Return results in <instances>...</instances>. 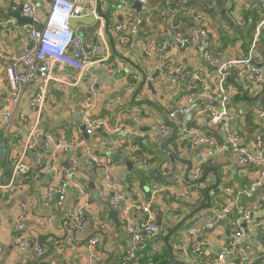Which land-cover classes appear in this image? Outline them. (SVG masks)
Masks as SVG:
<instances>
[{
    "label": "crops",
    "instance_id": "1",
    "mask_svg": "<svg viewBox=\"0 0 264 264\" xmlns=\"http://www.w3.org/2000/svg\"><path fill=\"white\" fill-rule=\"evenodd\" d=\"M32 2L39 6L40 15L44 16L51 0ZM75 2L87 15L92 16L93 11L96 13L93 25L78 24L75 32L84 38L87 45L94 46L99 42L97 31L103 20L108 62L118 66L120 72L110 74L104 68L91 67L78 75L67 67L55 69L53 77L70 84L59 91L61 96L52 93L48 97L41 124L54 136L66 140L80 139L95 155L113 159L116 165L112 171V182L124 193L122 206H151L154 220L160 227L161 240L155 244L148 243L146 251L131 264H171L168 244L173 260L181 264H208L227 249L233 234L240 227L244 236L239 250L235 256H226L223 264H264V228L259 225L264 213V183L256 195L248 197L244 194L254 183L259 168L254 163L242 164L235 158L226 148L221 126L218 125L207 133L218 144L224 145L225 150L216 149L215 157L205 168L198 170L196 150L184 131L185 118L180 115L174 119L169 117L170 113L184 105L189 94L201 92V83L212 85L215 79V69L203 58L198 44L180 46L174 42L177 36L191 37L199 29V25L188 15L189 9L193 7L205 14L212 36L211 53L221 63L248 57L252 31L260 18L257 1L209 0L204 2L208 9H213L209 13L200 4L185 7L188 3L183 0H174L169 7L165 6V0H149L150 10L145 20L142 19L141 7L139 13L135 6L140 0H129L127 5L119 0ZM10 10L11 0H0V21L13 19L7 16ZM129 17L140 19L136 34H116L114 26L124 23ZM15 22V25L0 27V183L5 186L0 190V264H127L123 262V256L131 248V237L119 224V211L110 208L112 195L105 186L102 171L79 167L80 147L71 155L53 162L49 160L50 147L41 145L25 156L29 167L27 179L13 174L14 160L27 139L26 126L18 114L32 118L33 110L28 103L39 87L38 83L25 87L16 107L12 106L13 118L3 120V100L9 92L5 68L12 66L29 46L24 25ZM164 41L171 42V47L162 60L158 48ZM144 49L151 50V56L145 55ZM104 56L105 53L101 55ZM254 63L262 65L264 70V34L255 50ZM178 67L182 70L180 79L170 82ZM134 76L137 79H133ZM148 83L152 84L155 93L148 89ZM226 89L231 97L230 111L236 115L231 129L240 144L250 150L256 137L264 132V117L258 115L264 111V87L260 92L251 91L250 84L235 79L234 82L228 80ZM79 102H91L96 109V118L112 126L129 127L132 133L128 135V143L125 144L121 135L116 133L99 132L94 137L87 136L81 126V115L76 110ZM210 104L216 105L213 101ZM154 119L165 127L164 132L155 127ZM196 126L200 127V123ZM131 147L140 162L129 158L126 148ZM168 150L173 151L175 157ZM126 163H130L131 167L128 168ZM166 167L171 171H165ZM213 170L219 176L218 187L215 186ZM195 176H198L197 181L193 179ZM202 178L206 185L204 192H190ZM186 179L191 183H186ZM75 183L86 190L89 201L83 227L79 230L73 228L69 219L71 212L81 208ZM159 184L167 189H173L178 184L185 186L192 201L180 200L171 190L154 194L153 187ZM51 186L65 187L63 204L59 205L56 198L45 201ZM226 187L238 195L237 205L228 221H217V213L229 201L224 192ZM209 188L210 207L200 210L185 223H193V226L168 236L182 219L207 204L205 191ZM200 195L204 197L203 203L197 201ZM110 212H116L118 216L114 217ZM247 212L251 213L252 223H241L242 216ZM131 219L134 225L140 227L144 217L131 211ZM206 222L216 223L217 229L192 236L187 233ZM17 223L22 227L24 239L41 247L42 256H37L32 250L22 254L18 251L13 234ZM166 237L167 241H164ZM92 238H97L98 243L89 252L87 244ZM204 241L209 245L195 256H185L175 250V245L179 243L192 248ZM243 246H247L248 251ZM243 256L245 261L240 263Z\"/></svg>",
    "mask_w": 264,
    "mask_h": 264
},
{
    "label": "built area",
    "instance_id": "2",
    "mask_svg": "<svg viewBox=\"0 0 264 264\" xmlns=\"http://www.w3.org/2000/svg\"><path fill=\"white\" fill-rule=\"evenodd\" d=\"M95 1V0H94ZM123 5H127L129 0H119ZM184 3H191L196 0H183ZM207 2L209 0H202ZM260 9V18L255 24L252 31V39L248 51V57L234 58L218 63L215 56L211 53L212 36L208 30V22L205 14L195 8L188 11V15L199 25V29L194 31L191 37L177 36L174 42L180 46H195L198 44L206 62L215 69V79L212 85L201 83V92L191 93L185 98L184 105L179 106L175 111L170 113L169 117L174 119L180 115L185 118L184 131L189 135L192 146L196 150V166L198 170L205 168L209 162L215 157L216 149L225 150L224 145L218 144L212 136L207 133L214 126H221V132L226 142V148L231 151L235 158L242 164L248 165L254 163L259 168L256 179L251 187L244 192L248 197L256 195L262 188L264 183V132L260 133L251 149H247L240 144L239 139L234 135L231 129V123L236 115L230 111V94L226 89L227 82L231 77L239 79L250 84L251 91H258L264 87V70L257 67L254 61L255 50L260 42L261 36L264 34V0H256ZM174 0H165V6L172 5ZM142 13L150 10L149 0H140ZM12 12H20L24 17L30 20L29 24L23 26L25 33L29 39V46L22 52L21 57L12 65L5 68V73L9 85V92L3 100L2 108L3 120H10L14 116L12 106L16 107L18 97L25 87L38 83L39 87L33 94L28 105L33 110L32 118H27L24 114L19 113L18 117L27 129V139L21 153L14 160V176L27 179L29 171L28 165L25 163L27 152L37 150L41 145L50 147L49 160L57 161L60 157L71 155L77 148L82 149L79 167L83 170H101L104 174L105 186L111 191L110 208L113 211H119V224L124 228L126 233L131 237L132 245L129 251L123 256V262L131 264L137 260L140 253L146 251L148 243L155 244L161 240L160 227L154 220L151 206H122L124 201V193L118 189L112 182V171L115 162L111 157H99L93 153L84 141L80 139L66 140L62 137L54 136L43 124H41V115L46 105L47 99L52 95L53 91H62L65 85H69V81L56 79L53 77L55 69L62 70L64 67L70 68L78 75L89 71L91 67L104 68L108 73H119L120 68L115 64L108 62L109 55L106 50V42L104 39V21L97 31L99 38L98 44L94 46L87 45L80 35H78L69 26V20L78 18L81 14L88 17L81 6H78L75 0H51L46 6L44 16L39 13V6L32 0H11ZM92 16L95 18L96 13L93 11ZM15 20L8 19L0 21V27L7 25H15ZM140 19L129 17L124 23L114 26L113 30L116 34L126 33L127 35H135ZM171 47V42L164 41L158 48L159 56L162 60L166 58L167 50ZM152 49V48H151ZM105 53L104 57L101 55ZM147 56H151L152 51L144 49ZM182 75L181 68H176L170 82H176ZM133 79H137L136 76ZM197 79V78H196ZM199 82H201L199 80ZM73 85V84H72ZM91 87V85H89ZM211 101L216 105L212 106ZM76 110L81 115V126L84 128L87 136L94 137L99 132L116 133L128 143V135L131 134L129 127L121 128L112 126L104 120L96 118V109L93 108L91 102H79ZM259 117H264V111L258 113ZM155 127L159 131L164 132L165 127L160 125L157 119H154ZM200 123V127L196 124ZM123 135V136H122ZM128 150V156L131 160H138L136 151L131 148ZM144 164L145 162L142 161ZM165 171L170 172V168L166 167ZM198 176L193 177L196 180ZM178 183L180 179L177 178ZM197 181V180H196ZM0 183V190L4 189ZM21 188V186H18ZM74 189L77 193V199L81 202L77 211L71 212L69 215L70 222L74 229L79 230L83 227L84 216L88 211L89 201L86 190L80 184L75 183ZM206 185L199 182L191 189L190 192H204ZM171 190L173 195L179 197L185 202L192 201L189 191L183 185L178 184L173 189H167L163 184L155 185L153 193H165ZM229 201L222 205L217 213V221H228L229 215L236 207L238 195L234 191L226 187L224 189ZM237 197V198H236ZM56 198L59 205L63 204L66 199V189L64 186H51L48 188L45 201L49 202ZM197 201L203 203L204 197L200 195ZM131 211L144 217L140 227L133 224L131 219ZM241 223H252L251 213H245L241 218ZM259 225L264 228V213L261 217ZM214 222H206L189 232L190 236L195 233H209L217 229ZM21 225L15 224L13 234L16 238L18 251L22 254L32 250L37 256H42L43 250L37 243H30L21 235ZM244 231L240 227L232 236L231 242L227 249L208 264H223L226 256H235L239 250L241 239ZM98 239L92 238L88 241L87 250L91 252L97 245ZM209 242L204 241L196 244L192 248H187L184 243L175 245V250L182 252L185 256H195L201 250L208 246ZM248 251L247 246H243ZM242 250V253L244 252ZM245 261V257L240 258V263Z\"/></svg>",
    "mask_w": 264,
    "mask_h": 264
},
{
    "label": "water",
    "instance_id": "3",
    "mask_svg": "<svg viewBox=\"0 0 264 264\" xmlns=\"http://www.w3.org/2000/svg\"><path fill=\"white\" fill-rule=\"evenodd\" d=\"M138 3H136V5H135L136 6V10H138V12L141 13V11H140L141 4L140 3L138 4ZM196 4L202 5L205 10L209 11V13L213 10V9H208L207 5H205V3L203 1H201V0H196V1H193L191 3H188L187 5H185V7L190 8L192 6H195ZM7 16L15 19L18 22L19 25H26V24H29L30 23V20L27 19V18H23V16L21 15L20 12H12V11H10V13ZM147 16H148V13H145V14L142 13V19L143 20H145V18ZM94 23H95V18L93 16L84 17L83 14H81L80 17H78V18H72V19L69 20V26L74 31L76 30V27H77L78 24L93 25ZM143 26H144V22H142L141 27H143ZM158 40L159 41H163V38H159ZM253 63H254V61H253ZM255 65L257 67H259V68H262V65H257V64H255ZM148 89L152 93H155L154 92V89H153V86H152L151 83H148ZM53 93L55 95H57V96H61V93L59 91H54ZM168 153L172 154V156L175 157V153L173 151L168 150ZM126 164L128 165V168L131 167V164L130 163H126ZM213 172L215 173V186L218 187L220 185L219 184L220 183L219 176H218V173H217L216 170H213ZM203 179L204 178L200 179L198 182H202ZM185 182L186 183H191L187 179L185 180ZM209 192H210V188L205 191V195L207 197V204L204 205L201 209H198L197 211L190 213L184 219H182L181 222H179L176 225V229L174 231H172L168 236H170L172 233L176 232L177 230H180V229L186 230L187 227L193 226V223L190 224V225H185V223L188 222L200 210H203V209H206V208H209L210 207L211 197H210V193ZM110 214H112L114 217L115 216H118V214L116 212H110ZM167 238L168 237L164 238V241H167ZM168 252H169L170 259H171V264H181V263H179V262H177V261H175V260L172 259L173 254L171 253V248H170L169 244H168Z\"/></svg>",
    "mask_w": 264,
    "mask_h": 264
},
{
    "label": "trees",
    "instance_id": "4",
    "mask_svg": "<svg viewBox=\"0 0 264 264\" xmlns=\"http://www.w3.org/2000/svg\"><path fill=\"white\" fill-rule=\"evenodd\" d=\"M250 39H251V38H250ZM234 80H235L234 77H231V78L229 79V81H232V82H234ZM256 95H258V94H256Z\"/></svg>",
    "mask_w": 264,
    "mask_h": 264
}]
</instances>
